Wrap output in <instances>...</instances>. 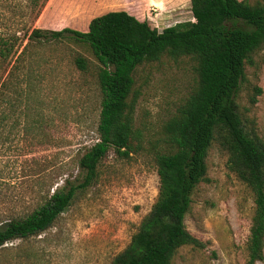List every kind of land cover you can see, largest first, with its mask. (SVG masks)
Returning a JSON list of instances; mask_svg holds the SVG:
<instances>
[{"label":"rangeland","instance_id":"obj_1","mask_svg":"<svg viewBox=\"0 0 264 264\" xmlns=\"http://www.w3.org/2000/svg\"><path fill=\"white\" fill-rule=\"evenodd\" d=\"M24 3L0 0V36L22 35ZM113 10H124L158 31L193 20L190 0H48L31 25L81 30L91 18ZM25 43L0 58V87L16 111L7 109L10 119L1 130L0 223L30 213L65 180L78 184L84 175L79 159L98 140L102 95L99 63L90 49L64 38L31 42L21 53ZM77 57L84 59V70L75 64ZM195 68L189 56H162L136 67L128 98L133 105L129 157L109 149L95 180L75 192L48 229L0 247V264H112L157 198L155 156L174 150L165 142L163 127L196 89ZM235 99L246 130L253 128L264 141V44L245 62ZM227 159L216 138L207 152L205 178L194 187L184 218L200 245L180 246L171 264H246L253 196ZM255 264H264V249Z\"/></svg>","mask_w":264,"mask_h":264},{"label":"trees","instance_id":"obj_2","mask_svg":"<svg viewBox=\"0 0 264 264\" xmlns=\"http://www.w3.org/2000/svg\"><path fill=\"white\" fill-rule=\"evenodd\" d=\"M48 0H25L21 6L22 35L0 36V58L21 53L31 42L64 38L86 45L99 63L98 84L102 95L97 126L98 140L79 159L84 175L75 184L60 187L23 216L0 223V247L27 239L48 229L71 204L75 192L90 185L97 166L113 149L119 157L132 134L133 72L144 62L189 56L196 61L197 86L177 113L164 124L165 142L174 150L155 156L158 194L128 245L112 264H171L182 245H200L185 227L194 187L205 178L206 156L213 140L227 152L229 169L250 189L252 216L247 240L246 264L263 259L264 249V141L239 115L236 93L244 77V64L264 44V0H190L193 20L158 31L124 10L91 18L87 30L64 27L50 30L32 27ZM20 53V54H21ZM75 64L85 69L81 57ZM260 92V89H257ZM255 102V98H251ZM10 100L0 87V138L8 118ZM14 107V105H11ZM9 110V109H8ZM10 112L16 113L10 108ZM13 121L11 127H16Z\"/></svg>","mask_w":264,"mask_h":264},{"label":"crops","instance_id":"obj_3","mask_svg":"<svg viewBox=\"0 0 264 264\" xmlns=\"http://www.w3.org/2000/svg\"><path fill=\"white\" fill-rule=\"evenodd\" d=\"M134 16V15H133ZM137 18V17H136ZM81 26H83V25H81ZM87 24H86V26H83V28L81 29L82 31H86L85 29H87Z\"/></svg>","mask_w":264,"mask_h":264}]
</instances>
